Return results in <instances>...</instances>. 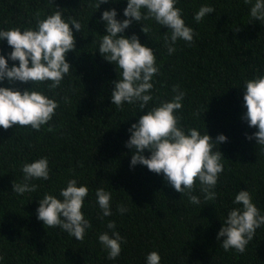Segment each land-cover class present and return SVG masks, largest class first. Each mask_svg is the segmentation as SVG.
<instances>
[{"label":"trees","instance_id":"16d2710c","mask_svg":"<svg viewBox=\"0 0 264 264\" xmlns=\"http://www.w3.org/2000/svg\"><path fill=\"white\" fill-rule=\"evenodd\" d=\"M94 3L0 0V30L35 29L34 14L42 10L43 19L55 7L66 21L72 17L82 26L81 32L72 29L75 49L66 55L71 74L51 91L47 83L32 85L59 104L49 122L53 131H47L48 125L40 131L0 128V264H146L152 251L160 255V264H264V225L243 253L225 251L221 247L224 238L217 239L228 211L238 207L233 204L238 191H249L264 215V150L255 139L246 138L257 129L243 119L244 82L264 75V21L251 20L252 4L244 0H177L186 26L195 34L190 45L178 40L171 55L162 39L166 27L144 21L151 27L145 35L140 31L142 25L133 22L123 35L135 34L143 46L153 50L159 74L152 79L153 99L145 109L126 102L117 109L110 96L119 69L98 52V42L106 34L100 17L115 8L116 18L125 19L126 0H109L96 11ZM202 5L215 11L197 23L193 17ZM11 50L6 40H0V55L7 58ZM13 63L18 66V61L9 60V67ZM174 85L185 93L182 109L175 113L179 126L186 132L195 128L213 141L220 134L227 138L216 149L224 158V171L213 189L216 199L205 201L197 182L193 194L200 198L199 205L176 192L163 174L140 164L130 166L133 152L125 146L131 125L161 101H171ZM0 87L22 91L31 84L3 81ZM143 155L150 153L145 150ZM42 157L48 160L49 179L31 181L37 185L35 192H12V184L23 180L22 165ZM71 179L88 188L82 212L91 227L83 241L58 227H45L37 219L39 199L45 194L62 199L59 192ZM97 188L112 194V215L103 219L96 202ZM118 205L127 211L120 214ZM109 221L115 222V229H107ZM112 231L124 240L115 260L107 259L98 242L101 233L111 236Z\"/></svg>","mask_w":264,"mask_h":264},{"label":"clouds","instance_id":"9594fccd","mask_svg":"<svg viewBox=\"0 0 264 264\" xmlns=\"http://www.w3.org/2000/svg\"><path fill=\"white\" fill-rule=\"evenodd\" d=\"M109 0H95V11L100 4ZM115 2V0H113ZM245 4H252L250 17L254 21H264V0H244ZM177 0H126L123 9L125 19L118 20L115 8L105 10L100 19L104 22L106 34L98 42L99 54L110 64L119 69L118 79L112 81L114 85L110 100L117 109H122L124 103L138 105L143 110L153 99L150 90L153 88L152 79L159 74L156 55L153 50L143 46L137 35L128 38L123 35L133 22L141 24L140 29L145 35L151 31L150 25L144 21H154L167 32L162 36L164 46L169 55L176 51L178 40L189 45L193 43L194 31L186 26L182 18V9L176 7ZM41 19L42 10L34 14L35 29L20 28L0 30V40H6L12 49L7 58L0 55V82L12 84H31L30 88L18 90L15 88L0 87V128L8 130L15 127H30L40 131L48 125L47 131H53L52 121L59 106L58 102L42 92L34 90L32 85L47 83L51 91L61 85L65 76L71 74V65L66 61V55L75 49L73 30L81 32V23L68 17L64 19L61 9ZM215 9L209 5H202L193 19L199 23L205 16L214 13ZM251 20L249 23H251ZM71 26V27H70ZM239 30V29H237ZM18 61V66L8 61ZM243 106L246 112L243 119L249 127L257 129L249 140L255 139L256 145L264 150V75H259L244 82ZM175 93L171 101H161L156 107L139 116L138 122L131 125V133L126 141V147L132 150L130 166L137 164L146 166L157 175L163 174V179L176 192L185 195L189 203L199 205L200 198L194 195L197 182L199 191L205 201L215 200L217 193L213 191L217 185L219 175L224 171L221 160L224 159L217 146L226 142L222 134L213 139L206 133L201 134L195 128L187 132L179 126V118L175 113L182 109L185 93L174 85ZM65 100L67 98L65 97ZM147 150L150 155L145 157ZM21 171L23 180L12 184V192L24 194L35 192L37 185L33 180L49 179V166L46 157L33 162H25ZM62 199L52 194H45L39 199L36 209L37 219L48 228H60L83 241L86 229L91 227L85 218L82 208L88 188L85 185L77 186V181L71 179L66 187L59 192ZM96 202L103 217L112 215L110 203L112 194L103 188L95 191ZM234 207L230 209L217 233V239L223 237L221 247L228 251L243 253L246 246L253 240L256 230L264 225V215L252 202L249 191L241 190L235 195ZM117 211L123 214L127 209L123 205L117 206ZM107 229L113 230L116 225L109 221ZM103 250L107 252V259L115 260L121 253V243L124 242L120 233L103 232L98 237ZM3 257L0 256V260ZM161 257L156 251L146 256V264H160Z\"/></svg>","mask_w":264,"mask_h":264}]
</instances>
